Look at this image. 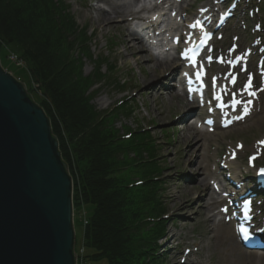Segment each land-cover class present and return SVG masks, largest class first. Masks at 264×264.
<instances>
[{"label": "rangeland", "instance_id": "1", "mask_svg": "<svg viewBox=\"0 0 264 264\" xmlns=\"http://www.w3.org/2000/svg\"><path fill=\"white\" fill-rule=\"evenodd\" d=\"M63 1L69 5V11L78 27L85 31L88 38L89 54L80 55L83 75L88 76L98 67L101 74L105 75V79L91 88L92 104L100 114L106 113L105 116L110 117L109 123L120 136L129 138L131 132H148L156 158H150L146 153L144 157L146 161L152 159L151 161L164 168L158 180L165 208L163 218H169V221L166 224L167 231L158 243L161 247L159 253L162 254L160 262L181 264L184 248H191L192 254L187 258L186 264H254L257 254L245 252L232 225L217 216L220 204H216V197L213 196L210 200L204 195L208 191L214 193L211 184L214 181L227 185L224 175L219 173V161L229 148H234L236 142L244 143V149L239 153L238 159L231 163V172L238 178H249L253 174L246 165V157L256 152V141L264 138V120L260 119L264 115V90L259 92L255 112L246 122L227 130L217 129L214 133L204 131L190 120L192 107H189L178 92H170V69L160 67L159 63L162 61L147 50L137 35L134 34V39L130 38L131 40L127 38L135 29L134 22L130 23L129 20L151 13L156 0ZM254 1L257 4L260 2ZM212 2L213 0H181L176 2V8L180 15H187L196 13L197 8ZM122 9H125L124 13L113 14V10ZM105 15L112 16L109 23L102 19ZM242 15V11H239L237 19L228 25L225 39L220 44L225 43L228 47L235 35L243 36L240 23ZM165 17L160 26L180 30L181 24L174 26L173 20L168 19V15ZM258 18L264 20V13L258 15ZM233 29L235 31L231 32ZM127 39L135 47L132 55ZM251 40L252 38L247 42L242 40L243 46L249 45ZM0 62L3 69L17 80H22L26 88L37 87L27 72L26 62L13 47H0ZM173 62L176 63L175 60ZM161 87L169 89L159 92ZM36 94L37 100L42 97L47 102L51 101L40 92ZM192 126L206 137L198 142L203 146L189 158L188 153L195 141L185 143V139ZM190 131L193 132L192 129ZM262 152L257 166L264 165V148ZM129 153L138 159L135 150ZM195 167L198 171L192 170ZM86 211L91 213L92 206L86 205ZM76 213L73 210L76 241L74 249H79L80 252V256L76 254V262L85 264L81 257V247L86 213L83 209ZM232 238L235 242H232Z\"/></svg>", "mask_w": 264, "mask_h": 264}, {"label": "trees", "instance_id": "2", "mask_svg": "<svg viewBox=\"0 0 264 264\" xmlns=\"http://www.w3.org/2000/svg\"><path fill=\"white\" fill-rule=\"evenodd\" d=\"M87 39L63 0H0V47H13L26 62L37 85L26 91L50 119L72 178L73 210L86 213L83 263L162 264L158 243L169 221L158 180L164 168L144 157L156 158L148 132L120 136L92 104L91 88L105 75L99 67L83 75ZM37 92L51 101L39 102Z\"/></svg>", "mask_w": 264, "mask_h": 264}, {"label": "water", "instance_id": "3", "mask_svg": "<svg viewBox=\"0 0 264 264\" xmlns=\"http://www.w3.org/2000/svg\"><path fill=\"white\" fill-rule=\"evenodd\" d=\"M72 196L50 119L0 62V264H77Z\"/></svg>", "mask_w": 264, "mask_h": 264}, {"label": "bare ground", "instance_id": "4", "mask_svg": "<svg viewBox=\"0 0 264 264\" xmlns=\"http://www.w3.org/2000/svg\"><path fill=\"white\" fill-rule=\"evenodd\" d=\"M157 1V0H156ZM156 4H158V3H156ZM125 9H122V11H119V10H113V14L114 15H118L119 13H124L125 11H124ZM161 17H162V13H159V15H158V17H157V21H160L161 20ZM102 19H104V21H106V22H108L109 20H111L112 19V16H107V15H105V16H103L102 17ZM109 23V22H108ZM163 28V27H162ZM127 38H132V39H134V34L133 33H130L129 34V36L127 37ZM129 39H127V42L128 43H130V40ZM137 47H141V46H137ZM133 48H135L134 47V45L133 44H131L130 43V45H129V50H130V54L132 55L133 54V51H134V49ZM171 61H173V59H170V60H166V61H162V62H160L159 63V65H160V67L162 68L163 66H166V65H171ZM168 88H166V87H161V88H159V92H163V91H165V90H167ZM157 91V92H158ZM261 121H263L264 120V115L263 116H261ZM190 129H192L193 130V132H191L190 131ZM230 129V128H229ZM189 135L186 137V139H185V143H189V142H191V141H195L194 142V144L191 146V149H190V151H189V153H188V157L189 158H191L194 154H195V152L197 151V149L199 148V147H201V146H203V144L201 143V144H199L198 142L200 141V140H203L206 136H202L203 134H201V132L200 131H198L196 128H195V126H192V127H190L189 128ZM194 136V137H193ZM193 137V138H192ZM192 139V140H191ZM198 168L197 167H195V168H193L192 170L193 171H198L197 170ZM212 193V192H211ZM209 191H208V194H205L204 196H208L209 197V199L210 200H212L213 199V193L211 194ZM202 199H200V201H201ZM197 205H199L200 206V204H197ZM232 242H235L234 240H233V238H232ZM231 242V243H232ZM237 243V242H236ZM233 244V243H232ZM256 257H258V258H256ZM255 258H254V260H256V262H254V264H264V255H257Z\"/></svg>", "mask_w": 264, "mask_h": 264}, {"label": "snow or ice", "instance_id": "5", "mask_svg": "<svg viewBox=\"0 0 264 264\" xmlns=\"http://www.w3.org/2000/svg\"><path fill=\"white\" fill-rule=\"evenodd\" d=\"M197 24H199V21H197ZM195 26L196 25H193V27H195ZM200 75H201V73H197V77H199ZM252 95H255V93H252ZM236 103H239V101H236ZM248 103H251V102L249 101ZM245 111H247V104L245 105ZM260 143L261 144H264V141H261ZM250 159H254V157L253 158H250ZM260 171H261L262 174H264V168H262ZM242 231H244L246 233L247 232V229H242Z\"/></svg>", "mask_w": 264, "mask_h": 264}, {"label": "built area", "instance_id": "6", "mask_svg": "<svg viewBox=\"0 0 264 264\" xmlns=\"http://www.w3.org/2000/svg\"><path fill=\"white\" fill-rule=\"evenodd\" d=\"M85 223H86V221H85Z\"/></svg>", "mask_w": 264, "mask_h": 264}]
</instances>
